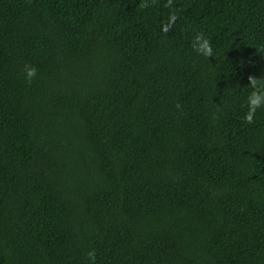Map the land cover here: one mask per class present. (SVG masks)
<instances>
[{"label":"trees","instance_id":"1","mask_svg":"<svg viewBox=\"0 0 264 264\" xmlns=\"http://www.w3.org/2000/svg\"><path fill=\"white\" fill-rule=\"evenodd\" d=\"M250 76L264 0H0V264H264Z\"/></svg>","mask_w":264,"mask_h":264},{"label":"clouds","instance_id":"2","mask_svg":"<svg viewBox=\"0 0 264 264\" xmlns=\"http://www.w3.org/2000/svg\"><path fill=\"white\" fill-rule=\"evenodd\" d=\"M176 19L173 14L169 17V24ZM163 31H167V26L163 27ZM191 47L194 52L205 58L214 57L213 44L210 37L203 32H196L191 38ZM25 79L29 83L31 78L35 75L36 69L34 66L25 65L24 66ZM251 85L247 96L245 97L246 112L243 115V119L246 123H251L253 117L258 109L264 108V87H260L254 77H248ZM89 260H94L95 254L94 250H89L86 253Z\"/></svg>","mask_w":264,"mask_h":264}]
</instances>
